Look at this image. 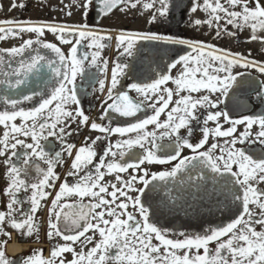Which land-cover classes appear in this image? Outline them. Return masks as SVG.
<instances>
[{
  "label": "snow or ice",
  "instance_id": "snow-or-ice-1",
  "mask_svg": "<svg viewBox=\"0 0 264 264\" xmlns=\"http://www.w3.org/2000/svg\"><path fill=\"white\" fill-rule=\"evenodd\" d=\"M60 5L50 10L71 17L75 8L84 22L0 19V41H20L0 47L7 197L0 210V264H264V111L254 110L264 108V79L252 75L264 76V61L195 38L150 29L105 33L87 23L93 7L107 17L140 6L151 11L147 24H164L179 6L171 0ZM26 6L13 0L10 10ZM197 11L207 18L190 24L206 26L216 41H239L247 29L246 42L264 44L258 34L264 33V0H192L189 15ZM112 40L118 55L109 67L102 52ZM144 43L149 55L152 49L187 51L125 91L128 58L143 54ZM78 79L106 90L98 117L86 114L82 98L89 92ZM120 118L125 126H113ZM113 136L120 139L113 143ZM80 137L79 145L70 142ZM185 150L190 154L182 155ZM65 157L69 167L61 174L56 168ZM165 211L201 219L219 212L228 220L201 223L190 233L179 230L188 224H160ZM8 229L18 243L32 241L27 254L9 257Z\"/></svg>",
  "mask_w": 264,
  "mask_h": 264
},
{
  "label": "flooded vegetation",
  "instance_id": "flooded-vegetation-1",
  "mask_svg": "<svg viewBox=\"0 0 264 264\" xmlns=\"http://www.w3.org/2000/svg\"><path fill=\"white\" fill-rule=\"evenodd\" d=\"M17 4L25 3L27 6L21 10L19 7L10 10V6L13 3V0H0V19H11L13 17L18 20H45L51 21L53 17L57 20L73 24V23H82L84 22L81 19V14L75 8L72 9L73 15L71 17L65 16L60 11H51V6L60 7V0H15ZM192 0H171L173 5L179 3L178 7H172L170 9V16L168 21L164 24H147L146 20L150 17L151 11L142 10L140 6L137 9L129 10L127 13H121L118 10H114L113 13L107 17H101L98 15L97 10L93 7V10L90 12L87 23L90 27H93L97 30L103 29L105 33H116L120 30H152L163 32L165 34H173L178 35L184 38H195L198 40L208 41L213 44H217L220 47L228 48L233 52H241L247 54L249 51L252 54V57L259 60L264 61V44L260 42H246L248 37L250 36V30H244L239 37V41L234 38H227L221 41H216L212 38L211 35H208L207 32L210 31L205 27L196 29L194 26L190 24V21H194L199 18L201 20L206 19V14L202 11H197L194 14L189 15V8L191 6ZM202 2V0H201ZM64 4H69L70 0H63ZM159 7V4L156 5ZM259 35H264V33H258ZM46 39L50 42H55L59 45V41L55 40L54 36L51 34L46 35ZM20 43L19 39L9 38L7 41H0V47H9V46H18ZM108 47H106L102 52V57L110 61L109 67L112 66V61H114L118 55L117 50L115 49V41H106ZM63 48L65 52L68 51L69 45H59ZM150 46L144 43L143 45V54H138L136 57L128 58L130 64L132 65V69L128 77L122 80L123 90L127 91V85L132 82H140L141 80L147 81L148 76H154L156 71L163 70L164 65L172 59L178 58L179 55L186 54V49L173 48L172 50L167 49H152V54L149 55L147 49ZM83 50V49H82ZM92 71H96L92 69ZM173 75H175V70H173ZM252 75L256 76L260 79H264V76H260L259 73L252 71ZM103 74H98V79H103ZM78 84H82L85 87L89 95L84 96L82 98V106L85 109L86 114H90L91 116L98 117L101 112L100 105L103 100L106 98V90L104 93L99 91L98 82L89 85L87 81H80L78 79ZM171 86V85H169ZM95 89V91H93ZM134 98L136 97L135 92H131ZM255 111H264V108L254 109ZM151 114V111L148 112ZM139 115V114H138ZM164 116L162 115L161 119ZM126 118H120L113 126H125ZM19 122V121H17ZM106 123V121H105ZM149 130H151V126H149ZM2 131V128H0ZM183 132V130H182ZM91 134L93 137L99 133H89L87 130L84 132V135ZM200 136L199 131L197 130L195 138L198 139ZM113 143L120 139L119 136L111 137ZM82 137L73 139L70 142H74L77 145L81 143ZM166 141H160V143H165ZM103 147V145H101ZM56 150H59L57 147ZM139 151V149H136ZM190 154L189 150H185L182 155ZM3 158H0L2 160ZM149 167L151 171L156 170H165L167 166L164 165H145ZM69 167L68 158L65 157V162L63 166H58L56 171L58 173H65L66 169ZM183 175V174H180ZM179 178V177H178ZM107 179L111 180L112 177H107ZM171 184V182H170ZM6 187V179H5V167L2 163H0V210H4L5 204L7 202V197L3 196L2 190ZM24 194L21 193V196ZM160 195H163L161 193ZM28 205H24V208L27 209ZM38 220L41 223V236L44 234L45 225V212L41 210L38 213ZM228 220L227 214H221L219 212L214 215H210L208 213L203 214V218H197L195 216H185L182 213L177 216H173L168 214L166 211L160 218V224L165 226H169V222L171 225L179 226L181 224H188L189 227L179 229L187 232H199L201 223H204V227H208L211 222L212 226H216L221 223H226ZM8 231H12L8 229ZM12 241L7 245L6 251L9 257L19 256L21 253L27 254L29 248L31 247L32 241L29 240L27 244H20L16 241V233L12 231ZM3 239V237H0ZM12 246L16 249L15 252L12 253ZM45 249L44 256L47 257L49 255V245L44 243L40 245ZM79 251V248L77 249Z\"/></svg>",
  "mask_w": 264,
  "mask_h": 264
},
{
  "label": "bare ground",
  "instance_id": "bare-ground-1",
  "mask_svg": "<svg viewBox=\"0 0 264 264\" xmlns=\"http://www.w3.org/2000/svg\"><path fill=\"white\" fill-rule=\"evenodd\" d=\"M11 248H12V253L16 251V249L14 248V246H12Z\"/></svg>",
  "mask_w": 264,
  "mask_h": 264
},
{
  "label": "water",
  "instance_id": "water-1",
  "mask_svg": "<svg viewBox=\"0 0 264 264\" xmlns=\"http://www.w3.org/2000/svg\"><path fill=\"white\" fill-rule=\"evenodd\" d=\"M159 201H158V199H157V201H156V203H158Z\"/></svg>",
  "mask_w": 264,
  "mask_h": 264
}]
</instances>
